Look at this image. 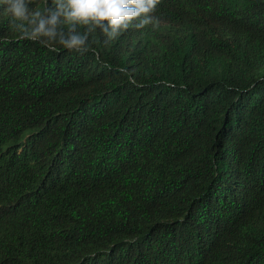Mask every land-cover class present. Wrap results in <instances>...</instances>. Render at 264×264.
Here are the masks:
<instances>
[{
	"label": "trees",
	"instance_id": "obj_1",
	"mask_svg": "<svg viewBox=\"0 0 264 264\" xmlns=\"http://www.w3.org/2000/svg\"><path fill=\"white\" fill-rule=\"evenodd\" d=\"M153 16L81 54L0 5V264H264V0Z\"/></svg>",
	"mask_w": 264,
	"mask_h": 264
},
{
	"label": "clouds",
	"instance_id": "obj_2",
	"mask_svg": "<svg viewBox=\"0 0 264 264\" xmlns=\"http://www.w3.org/2000/svg\"><path fill=\"white\" fill-rule=\"evenodd\" d=\"M34 3L35 0H0L4 12L11 17L10 24L19 34L18 38L37 42L41 37H47L55 41L63 17L68 38L61 32L59 44L82 54L88 50V37L76 32L77 25L86 27L88 32L100 29L110 42L130 26L139 29L153 23V13L160 0H52L56 10L47 5L43 10H34L30 7ZM0 39L9 42L4 37ZM49 49L58 50L55 47Z\"/></svg>",
	"mask_w": 264,
	"mask_h": 264
},
{
	"label": "bare ground",
	"instance_id": "obj_3",
	"mask_svg": "<svg viewBox=\"0 0 264 264\" xmlns=\"http://www.w3.org/2000/svg\"><path fill=\"white\" fill-rule=\"evenodd\" d=\"M95 114V113H94Z\"/></svg>",
	"mask_w": 264,
	"mask_h": 264
}]
</instances>
